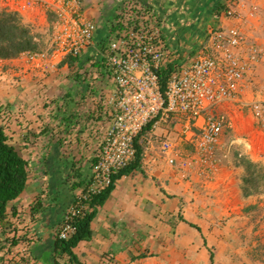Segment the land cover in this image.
<instances>
[{
	"label": "built area",
	"instance_id": "obj_1",
	"mask_svg": "<svg viewBox=\"0 0 264 264\" xmlns=\"http://www.w3.org/2000/svg\"><path fill=\"white\" fill-rule=\"evenodd\" d=\"M36 5L50 19L51 41L47 49L25 52L28 64L52 70L67 57L80 56L95 46L99 27L86 16L82 0H23L21 8ZM21 8L14 10L21 12ZM220 18L221 24L208 30L202 48L191 61L179 65L166 48L156 16L143 20L120 15L117 23L122 27L101 54L116 85L113 121L90 181L63 216L60 239L76 232L75 219L93 210L89 205L92 198L104 192L114 176L135 160V140L151 121L155 120L152 130L161 121H181L177 139L192 150L182 158L175 140H163L161 149L170 164L182 158L184 167L209 177L216 172L223 133L232 125L226 107L243 104L246 82L252 79L248 77L264 57V47L247 33V20L238 0H226ZM171 63L174 67L163 88L160 71ZM251 108L259 121H264V101L253 102ZM235 144L232 140L230 149Z\"/></svg>",
	"mask_w": 264,
	"mask_h": 264
},
{
	"label": "crops",
	"instance_id": "obj_2",
	"mask_svg": "<svg viewBox=\"0 0 264 264\" xmlns=\"http://www.w3.org/2000/svg\"><path fill=\"white\" fill-rule=\"evenodd\" d=\"M95 1L86 0L87 7L84 9L87 17L98 20L101 15L99 9L97 13L95 12ZM135 1L151 9L160 19L159 27L163 33L166 48L169 52L176 53L172 60L181 65L191 61L194 53L202 48L208 30L221 24L222 19L215 14V10L220 3L226 0ZM238 2L240 12L247 20V33L264 47V0H238ZM98 31H100L99 28ZM25 58L24 53L15 58H0V72L5 75V80H2L4 85L13 79L12 76L28 80L34 78L39 80L42 77L41 71L29 69L30 65L25 63ZM263 68L264 57L254 74L248 77L252 79L246 82L241 98L243 105L237 103L240 108L243 109L246 104L255 99L263 98L260 94L262 93L261 87L256 84V80H259L257 74ZM110 81L113 82L111 76ZM113 86V91H116L115 83ZM253 88L259 89L256 91V96ZM111 92H107L108 97L112 95ZM44 95L37 92L30 94L19 92L15 95L18 100V115L25 122L22 125L23 149L19 152L31 162L25 191L31 190L33 194L28 200H23L24 191L12 202L8 210V213L11 211L12 216L16 217L21 215L23 208L29 207L30 209H25V211L31 214L34 200L39 196L43 197L44 206L47 209L44 213L36 214L35 217L38 220L30 225L36 228V233L40 238L39 247L54 241L56 237L54 230L61 221L63 212L90 181L93 164L98 159L103 140L112 124L115 109L113 107L106 111L108 107H105L106 110L102 111L105 115L96 111L95 118H92V122L87 127L81 128V133L76 132L79 127H76L74 123L78 119L72 117L71 127L68 124L65 133L56 138L57 135L53 136L52 132L48 135L40 133L42 127L40 118L45 110L42 101L44 98L47 99ZM69 95L71 99L75 98L74 94ZM78 95L83 98L85 93ZM10 101L13 102L14 99ZM176 119L178 118H173L168 122L169 125L158 124L153 134L150 133L149 137L142 139L145 148L142 168L117 179L108 200L103 206L98 207L97 216L92 222L94 232L92 239L81 242L75 249L85 264H108L109 260L103 257L104 255H111L109 258L112 264L133 263L131 256L135 255L136 245L140 239L142 240L139 234L148 235L147 229L161 221L169 223L172 219L178 227L185 229L189 226L194 231L195 228L183 221L181 216L189 222L197 223L196 211L199 202L188 200H191L189 198L191 195H196L201 191V186L197 183L198 175L195 176V172L188 171V168L183 166L182 158L186 153L182 149L183 143L177 139L179 130L176 129L178 123L174 125ZM28 130L35 132L33 141L28 140ZM72 135L76 138L71 139ZM154 136L164 137V140L167 138L175 140L176 150L182 154L177 164L172 165L168 162L161 147L155 143ZM253 156L255 154L250 153V157L256 159ZM33 165L35 170L32 173ZM75 169L80 172L81 176ZM79 181L80 184H78ZM215 186L216 184L213 188ZM212 191L214 192L209 189V194H212ZM183 237L181 235L180 238ZM132 244L135 246L132 247Z\"/></svg>",
	"mask_w": 264,
	"mask_h": 264
},
{
	"label": "rangeland",
	"instance_id": "obj_3",
	"mask_svg": "<svg viewBox=\"0 0 264 264\" xmlns=\"http://www.w3.org/2000/svg\"><path fill=\"white\" fill-rule=\"evenodd\" d=\"M82 2L85 3L84 8L87 7L86 0ZM22 3L23 0L20 2L19 0H0V12L4 9L17 12L23 22L39 36V50L47 49L51 41L50 19L46 17L40 5L23 9L21 8ZM95 4V12L97 13L99 9L101 15L98 20L93 18L100 30L95 40L97 46L101 35L105 36L102 33L104 29L110 32L121 14L126 13L130 18L140 16L143 20L148 16L150 18L156 16L151 9L143 7L135 0H96ZM17 8H21L22 11L14 10ZM156 21V25L160 26L161 21L157 16ZM114 38L115 33L110 37L109 43ZM93 50L94 47L91 46L81 55L86 59V54L92 53ZM87 51L90 52L87 53ZM175 54V52L172 53L171 58H174ZM93 62L95 61L87 60L80 66L68 64L61 66L59 63L54 69L47 71L40 69L36 64L32 66L28 64L30 70L41 71L42 77L39 80L35 78L28 80L12 76L13 79L9 80L7 85L2 83L5 75L0 72V125L5 128L10 142L18 151L23 149L22 125L25 123L20 119L17 110L18 100L15 95L19 92L45 94L47 99L44 98L43 105L41 104L45 110L40 118L42 123L40 133L48 135L52 132L53 136L57 135L56 138L65 133L68 124L71 127L70 120L64 121L66 117L78 119L74 123L76 127H79L77 129L79 131L76 130V132L81 133V128L87 127L92 122V118H95L96 111L105 115L102 112L106 110L105 107H108L106 111L109 108L113 109L114 83L110 81L106 66L102 62L101 65L94 66ZM260 71L257 74L259 80H256V84L260 85L262 90L260 94L263 98L253 100L243 109L237 103L226 107L232 125L223 133L221 145L217 151L219 162L216 172L210 173L209 177L199 172L198 169L185 167L188 171L195 172V176L198 175L199 178L197 183L200 184L201 191L196 195H191L189 197L191 200L188 201L199 202L196 211L198 220L195 224L202 229V232L197 229L193 231L189 226L185 228L186 230L178 227L172 219L169 223L161 221L147 229L148 235L139 234L142 240L140 239L136 245L135 255L132 254L136 256L146 253L148 256L127 264H211V252L215 254L214 264H264V188L254 195L245 196L243 179L246 176V170L240 165L241 159L245 157L264 166V121H259L251 108L253 102L264 101V68ZM253 90L256 96V91L259 89L253 88ZM82 92L85 93L83 98L78 95ZM107 92H111L112 95L108 97ZM69 94H74L75 98L71 99ZM11 99L14 101H10ZM168 122L161 121L160 123L165 126L169 125ZM175 124H177L176 129L179 130L181 121L176 120ZM52 126L54 127L51 129ZM55 126L56 129H54ZM27 133L28 140L33 141L35 132L28 130ZM150 133L153 134V130L146 133L144 137H149ZM73 137L76 138L72 135L71 139ZM163 140L164 137L154 136V141L159 147ZM232 140H236V144L229 149ZM182 149L186 154L192 150L191 146L185 144ZM250 153H254L253 157L256 159L251 158ZM31 168L33 173L34 165ZM209 189L214 192L209 194ZM32 194L31 190L25 191L23 200H28ZM25 209L30 208H23L21 215L16 217H13L10 211L8 220L0 223V264H42L31 253L35 245H40L36 228L30 226L38 218L32 217ZM14 228L18 229V235L21 237L25 235L18 245H11L10 241L14 235ZM54 232L56 236L57 227ZM181 235L184 237L180 238ZM134 246L132 244V247ZM110 256H103L109 260L108 264H112ZM61 261L64 262L65 259Z\"/></svg>",
	"mask_w": 264,
	"mask_h": 264
},
{
	"label": "trees",
	"instance_id": "obj_4",
	"mask_svg": "<svg viewBox=\"0 0 264 264\" xmlns=\"http://www.w3.org/2000/svg\"><path fill=\"white\" fill-rule=\"evenodd\" d=\"M223 8L224 3H220L215 10V14L220 16ZM121 27V23L118 22L111 28L110 32H108V29H104L103 33L105 36L101 35V40L99 41L98 46L95 45L96 47H94L92 53L90 52L89 54H86V59L83 55L77 57L69 56L64 59L60 65L64 66L68 64L70 66H80V64L82 65L83 62H86L87 60H94V66L101 65V62L103 63L102 52L106 50L112 34L116 33ZM38 40L39 36L33 32L29 25L23 22L21 16L17 12L9 11L7 9L0 12V58H15L22 53L39 50L40 43ZM173 67L174 64L171 63L160 71L163 88ZM71 118L72 117H66L64 121L68 122ZM154 122L155 120L151 121L137 136L135 140L137 154L131 165L115 175L113 183L104 192L92 198L89 203V205L93 207L91 212L75 219L76 232L68 239H60L57 233L52 243L42 247L35 245V247L32 248L31 253L36 260L42 262V264H85L80 259L75 249L81 242L92 239L94 234L92 222L97 216L98 207L103 206L108 200L115 188L116 180L123 175H128L129 173L142 168V161L145 154L142 139L147 132L152 130ZM240 165L246 170V176L243 179L245 196L254 195L260 192L261 188H264V166L245 157L241 159ZM30 166L31 162L17 150L14 144L10 142V137L6 133L5 128L0 125V223L8 220L9 207H11L12 202L25 191L29 179ZM75 170L77 171V174L81 176L80 172L77 169ZM80 181L82 182V180ZM80 181L78 184H80ZM46 209L47 207L44 206L43 197L39 196L31 206V216L35 217L38 213H44ZM65 212H63L61 221L57 224L58 231ZM15 213L16 212H14V214ZM181 219L188 223L192 228L202 232V229L197 224L187 221L182 216ZM24 236L21 237L18 235V229L14 228V235L10 239L11 245H18L23 238H25ZM204 242L206 244V240ZM147 256L146 253H143L132 256L131 260L135 261ZM214 257V252H211V264H214ZM61 259H65V261L62 262Z\"/></svg>",
	"mask_w": 264,
	"mask_h": 264
}]
</instances>
